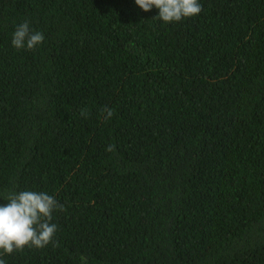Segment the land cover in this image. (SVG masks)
<instances>
[{"label":"trees","instance_id":"16d2710c","mask_svg":"<svg viewBox=\"0 0 264 264\" xmlns=\"http://www.w3.org/2000/svg\"><path fill=\"white\" fill-rule=\"evenodd\" d=\"M198 2L0 0V205H63L6 264H264V0Z\"/></svg>","mask_w":264,"mask_h":264},{"label":"clouds","instance_id":"9594fccd","mask_svg":"<svg viewBox=\"0 0 264 264\" xmlns=\"http://www.w3.org/2000/svg\"><path fill=\"white\" fill-rule=\"evenodd\" d=\"M135 4L144 12L153 7L159 10L156 18L164 22L181 21L183 18L193 17L202 11L198 0H135ZM44 40L41 32L31 29L28 21L15 27L11 44L17 48L29 50L38 46ZM107 120L114 115V110L105 106L101 110ZM81 116L87 118V109H81ZM111 152L114 146L106 149ZM6 204L0 205V250L11 254L14 250H22L25 246L43 248L54 242L57 225L52 223L53 213L63 211L53 195L44 191L24 190L10 192L5 198ZM83 259V258H82ZM0 264H6L0 259Z\"/></svg>","mask_w":264,"mask_h":264},{"label":"bare ground","instance_id":"6f19581e","mask_svg":"<svg viewBox=\"0 0 264 264\" xmlns=\"http://www.w3.org/2000/svg\"><path fill=\"white\" fill-rule=\"evenodd\" d=\"M79 143V142H78ZM72 144V143H71ZM82 147V146H81Z\"/></svg>","mask_w":264,"mask_h":264}]
</instances>
